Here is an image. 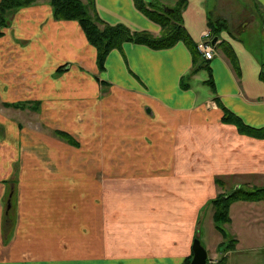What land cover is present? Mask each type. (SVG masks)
<instances>
[{
  "label": "crops",
  "instance_id": "0c3cea01",
  "mask_svg": "<svg viewBox=\"0 0 264 264\" xmlns=\"http://www.w3.org/2000/svg\"><path fill=\"white\" fill-rule=\"evenodd\" d=\"M209 1L188 0L182 18L197 43L212 32L210 16L227 20L230 30L224 27L215 35L214 58L207 60L200 52L195 59L183 41L161 49L124 41L108 53L104 69L99 68L97 48L80 23L55 18L49 0L18 10L10 29L0 37V98L6 106L0 110V264H174L186 251L182 246L170 257L155 254V248L162 251L160 243L164 242L155 241L154 230L142 229L146 235L142 246L120 250L117 245L113 253L118 232H109L104 223L108 168L76 161L74 147L56 146L48 134L37 139L38 132L24 124L23 110L9 112L13 103L41 101L42 107L51 108L54 121L82 122L83 136L89 137L90 130L98 138H112L115 154L125 160L113 169L143 170L154 181L149 186L167 187L174 180L186 193L181 179L190 174L196 183L193 197L186 201L196 203L203 195L211 196L209 181L201 179L219 174L246 179L239 180L244 186L264 184V138L239 132L236 125L223 121L224 111L219 108L222 103L246 123L264 127V80L260 76L264 70V0H226L228 8L219 6L215 14ZM93 5L105 22L161 35V25L140 10L135 0H93ZM239 11L249 12L252 19L237 20L233 13ZM223 40L233 48L236 62L223 51ZM64 64L66 71L58 73ZM205 84L213 92L207 97L202 90ZM207 100H213L215 107L203 109ZM66 129L71 131L70 125ZM124 139L131 146L142 142L146 162L139 163L141 150L122 152ZM33 140L36 146L28 147ZM138 180L139 175L133 174V197H124L133 205L150 197L139 198ZM166 197L159 202L185 201L182 195ZM149 200L156 209L155 199ZM237 203L241 204L233 212ZM158 209L161 216L170 212L163 205ZM183 209L182 217H193ZM230 213L232 221L227 224L237 218L240 229L262 237L263 245L252 243L251 248L260 249L263 258L259 263L253 259L231 263L229 255L238 251L240 243L236 237V248L227 252L223 264H264V227L255 226L258 219H264V200L235 201Z\"/></svg>",
  "mask_w": 264,
  "mask_h": 264
},
{
  "label": "rangeland",
  "instance_id": "374dc122",
  "mask_svg": "<svg viewBox=\"0 0 264 264\" xmlns=\"http://www.w3.org/2000/svg\"><path fill=\"white\" fill-rule=\"evenodd\" d=\"M40 1V0H39ZM50 1V0H49ZM85 5L87 6V10L89 15L94 17L95 12L98 14L96 9L94 8V5H92L89 0H82ZM153 0H144L146 6L151 8L150 2L152 3ZM38 2V1H37ZM149 2V4H148ZM226 0H210L209 6H211V9L213 10L214 14L217 13L219 10L217 7L220 6V8H228V5L225 3ZM238 2H243V0H238ZM157 7H160V9L166 11V8H172L171 10H175V8H180L179 0H158L157 1ZM188 4V3H187ZM34 5V4H31ZM187 6V5H186ZM185 6V7H186ZM189 9L193 12V5H190L189 3ZM28 7V6H27ZM23 7H20L16 10L7 11L5 14V18L0 21V32H3V35L5 31L7 32L8 29H10V24L12 20L15 18L16 13L19 9ZM188 8V7H187ZM180 10V9H179ZM227 13L228 11H224ZM230 14V12H228ZM99 15V14H98ZM235 18L237 20H240L241 22L247 19H252L251 15L247 11H239L233 13ZM212 19H218L223 17H217L215 15L210 16ZM264 19V16L262 17ZM226 20V19H224ZM77 21V20H76ZM260 18V22H261ZM227 23V20H226ZM99 26H103L100 22H98ZM228 25V23H227ZM235 28L233 26V31L235 32ZM257 28V27H256ZM230 30V26L228 27V31ZM1 35L0 37H2ZM226 40H223L221 42L222 44H225ZM10 50L9 48L7 49ZM64 70H58V73L64 72ZM262 71H264L262 69ZM201 74H206V71L201 72ZM56 74H54L55 76ZM202 84V83H201ZM202 90L207 97L208 95H212V89L207 84L202 85ZM213 100H207L205 104L203 105V109H211V106H214L215 104H212ZM36 102V101H35ZM33 103V102H31ZM25 108L20 107H12L10 108L9 112H14L19 110H23L24 113H21V116H24L25 122L24 124L29 129L33 130V132H38L37 139H41V134H48L51 137L55 138L56 146H63L64 148H73L75 153L74 157L76 161L79 162H90L94 163L96 166H103L108 168L106 171V186H105V193L107 195V205L105 206V213L107 214V220L104 222L106 226L109 228V232L113 229L116 230L117 233V240H115L116 244L112 246L111 250L114 253L113 249L120 247V250L123 248H132L133 250L136 247L142 246L143 238L146 237L145 231L141 233L142 229H146L149 231L154 230L153 237L155 238V241H161L164 242V244L160 243V246L162 248V251L160 249L155 248L156 253L160 254L162 253L163 256L170 257L172 254V251L176 248H180L183 246V249L186 248L185 254H182L177 258L174 264H182V262L185 260L187 256H190L191 259L193 257V250L192 245L195 237H199L201 239L202 244L205 246V248L208 251V258L210 259V264H220V260L225 255V251L223 248H220L219 244L222 240H224V237L222 233L217 229L215 220H214V214L216 211V206L214 204V199L219 196L221 193H226L232 191L234 188L241 185L242 183H239V180L247 181L246 179H238L234 177L227 176L228 174H219L215 175V177H206L205 179H201L203 181H209L207 183L210 184L209 188L212 189L210 191V195H203L201 197V201H197L196 203L186 201L188 199V196L193 197L192 193V186H194L195 179L190 177V174H187L186 178H182L181 180L185 183H181L186 185V193H184L185 188H179V183L172 181V184L167 187H157V186H149L150 181L154 183L153 180H150L151 177L147 179V174L145 172L141 173L143 170L130 172L127 170H114L113 168L115 165L119 164L121 159L123 162H125L123 156L121 154L117 153L115 154V147H114V140L112 138H98V133H94L90 130H87L90 134L89 137L83 136V130L84 128L82 122H75L74 124H67L65 121V118H58V120L54 121L51 118L50 115V107H42V104L39 103V106L36 108L32 104H29V102L25 103ZM63 104H60V106ZM209 106V107H208ZM215 107V106H214ZM6 106L1 101L0 98V110L5 109ZM16 108V109H15ZM219 108L223 110L221 104H219ZM206 109V110H208ZM219 109V110H220ZM224 111V110H223ZM49 119H52L53 122H51ZM63 120V121H62ZM58 121V123H56ZM67 125H70V130L68 132ZM64 128V129H63ZM74 128V129H72ZM76 129H79V132H76ZM87 129V128H86ZM238 129V128H237ZM61 130L72 136V138H67V134L64 136L58 134L56 131ZM73 131V132H72ZM240 132V131H239ZM33 134V133H32ZM85 135V134H84ZM31 136V135H30ZM31 138V137H30ZM36 140V139H35ZM33 140L28 141V147L30 146H36V141ZM42 140V139H41ZM76 141V144L73 143V141ZM126 139L122 140V142H125V147L123 144L122 152L127 150H135L138 152L143 153L142 159L139 161V163L146 162L147 150L142 149V142L140 141V144L138 143V146L132 145L131 141H127ZM58 143V144H57ZM117 151H120V148H117ZM79 152V153H77ZM128 155V154H127ZM105 163H107V166H104ZM103 167L102 170L96 171L98 175H101L103 173ZM119 171V172H116ZM139 175L138 180V196L140 197H147L142 200H139L136 202V204L133 205V203L130 202L131 197V186L132 183V175L133 174ZM104 177V175H103ZM222 180V181H221ZM175 182V183H174ZM223 183V185H221ZM239 183V184H238ZM261 185H254V186H263ZM151 187V188H149ZM102 193L104 188L101 187ZM167 195H173V198L176 197V195H182V197L185 199L184 202H177V201H171V202H159L160 199L165 200L169 197H166ZM207 196V197H206ZM210 196V197H209ZM124 197H127L128 199H125ZM164 197L165 199H163ZM187 197V198H186ZM191 197V200H193ZM209 197V198H208ZM155 199V202H153L155 208H152L150 200ZM194 203V204H193ZM247 204V202H244ZM241 203H237L234 206L233 212L236 211L238 208V205ZM253 204H260V203H253ZM263 204V203H261ZM158 205H163L165 207V210H169V214L166 215H159L157 212L159 211ZM132 206H134V209H132ZM188 209V214L193 217H182V214L184 213V209ZM148 213V214H147ZM147 214V215H146ZM187 214V213H186ZM223 227H225L231 236H234L235 238L238 237L240 239V243L237 245L238 251L231 252L229 255V260L232 263L236 260H256V263H259V261L263 258L261 255V250L257 249L255 247H252V243L255 245H263L261 243L262 237L251 235L249 234L248 230L245 228L240 229V226L238 225L237 218L234 219V222L232 224H222ZM155 229H149L150 227H153ZM256 227H264V219H258L256 221ZM254 230L253 228H251ZM139 235L135 234L133 235V232H138ZM145 236V237H144ZM148 238V236H147ZM231 245V241H227ZM141 244V245H140ZM157 245L159 247V242H157ZM149 244L145 245V248H147ZM182 249V250H183ZM255 263V264H256Z\"/></svg>",
  "mask_w": 264,
  "mask_h": 264
},
{
  "label": "trees",
  "instance_id": "16d2710c",
  "mask_svg": "<svg viewBox=\"0 0 264 264\" xmlns=\"http://www.w3.org/2000/svg\"><path fill=\"white\" fill-rule=\"evenodd\" d=\"M37 1L39 0H0V21L5 18L7 11L16 10L20 7H27L31 4H35ZM135 1L140 10L161 25V35L156 36L147 30L133 31L124 24H110L105 22L96 12L94 17H92L89 15L87 6L82 0H50V3L53 6L55 18L60 20H77L80 23L88 41L97 48V63L100 69L105 68V60L108 53L115 47L120 48L124 41H135L157 49L168 48L179 41H183L190 48L195 59L198 58L200 54L198 43L191 37L187 28L184 26L182 18V11L187 5L188 0H179L180 8H175L173 11L171 10L172 8H166V11L160 9V7L156 8L158 0H153L150 4L148 2L151 8L146 6L144 0ZM89 2L93 5V0H89ZM98 22L103 24V26H99ZM209 26L212 30L211 36L219 34L220 30L224 27L228 28L226 20L222 18L216 20L209 18ZM1 35H3V32H0V36ZM221 47L231 60L236 62V55L231 45L226 42L222 44ZM65 66L66 64L59 66L58 70H64ZM260 76L264 80V71H261ZM208 82H210V80H208ZM39 103H41V101L29 102V104H32L36 108L39 106ZM220 104L224 110L222 117L223 121L233 123L243 134L264 138V127L257 128L246 123L240 116L233 113L222 103ZM13 105L20 108H25L26 106L25 103H13ZM56 132L64 137L67 134L61 130H57ZM67 135L68 139L72 138L69 134ZM73 143L76 144V141L74 140ZM221 185H223V183ZM238 200H264V185L257 187L239 186L230 192L219 194V196L213 200L216 206L214 214L215 224L224 237V240L220 242L219 246L220 248H225L224 251L226 252L224 257L219 261L220 264H223L226 260L227 252L234 250L238 243V239L231 236L229 231L222 225L223 223L227 224L232 221L230 207L233 202ZM227 241H231V245ZM190 261L191 257L187 256L182 264H189ZM208 264H210V259H208Z\"/></svg>",
  "mask_w": 264,
  "mask_h": 264
},
{
  "label": "water",
  "instance_id": "95a60500",
  "mask_svg": "<svg viewBox=\"0 0 264 264\" xmlns=\"http://www.w3.org/2000/svg\"><path fill=\"white\" fill-rule=\"evenodd\" d=\"M218 36H214L212 44H215ZM193 257L189 264H208V251L199 237H195L192 245Z\"/></svg>",
  "mask_w": 264,
  "mask_h": 264
},
{
  "label": "built area",
  "instance_id": "2783aa9c",
  "mask_svg": "<svg viewBox=\"0 0 264 264\" xmlns=\"http://www.w3.org/2000/svg\"><path fill=\"white\" fill-rule=\"evenodd\" d=\"M206 39H202L198 42V48L200 52L203 54V56L210 60L215 57L216 51H215V44H212V36L210 32H207L205 34Z\"/></svg>",
  "mask_w": 264,
  "mask_h": 264
}]
</instances>
